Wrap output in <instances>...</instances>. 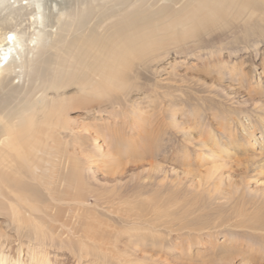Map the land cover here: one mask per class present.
Returning a JSON list of instances; mask_svg holds the SVG:
<instances>
[{
  "label": "rangeland",
  "instance_id": "obj_1",
  "mask_svg": "<svg viewBox=\"0 0 264 264\" xmlns=\"http://www.w3.org/2000/svg\"><path fill=\"white\" fill-rule=\"evenodd\" d=\"M175 1L131 0L125 13L132 19L112 9L117 16L98 29L142 50L124 74V87L103 94L89 83L46 86L36 94L34 125L42 124L47 144L34 159L38 178L46 184L54 167L61 175L49 189L24 183L46 222L44 233L18 232L0 209V257L16 264L43 257L49 264L261 261L264 246L255 232L217 225L243 204L254 213L249 205L264 202V11L248 24L246 17L204 22L181 37L186 27L177 24L198 0ZM44 5L59 28L67 4ZM58 55L48 50L52 62ZM9 83L20 90L33 84L13 75ZM0 92L2 105L7 98L14 107L24 98ZM53 105L59 111L49 120L44 111ZM48 232L57 238L54 247H43Z\"/></svg>",
  "mask_w": 264,
  "mask_h": 264
},
{
  "label": "bare ground",
  "instance_id": "obj_2",
  "mask_svg": "<svg viewBox=\"0 0 264 264\" xmlns=\"http://www.w3.org/2000/svg\"><path fill=\"white\" fill-rule=\"evenodd\" d=\"M57 1L67 4L62 10L64 21L59 28L52 21L53 10H49L44 5V0H0V89H9L13 93L12 97L14 94L24 95L14 107L7 98L3 101L5 105H2V100L0 101V209L9 216L18 232L28 228L44 233L46 226V222H40L33 197L24 188V183L26 181L31 184L37 183L49 189L57 183L61 175L54 167L55 171L49 170V175L52 177L50 181H46V184L42 183L41 176L38 178L39 170L35 160L39 157L45 139L42 136L44 135L42 124L34 125L38 114L36 94L46 86L48 89L59 90L75 84L88 83L103 94L121 89L125 86L124 74L130 70L142 53V50L131 46L128 42L118 40L119 34L116 36L105 31L98 32L107 20L117 16L110 7L101 4L107 0ZM112 1L116 2L110 0ZM197 2L193 12L185 13L177 24L186 27L181 37L199 29L204 22L214 26L220 20H223V24H228L246 17L245 23L248 24L256 11H264V0H198ZM130 3L126 7L131 6ZM97 15H99L97 22L90 28L89 24ZM16 19L20 21L15 23ZM23 19L28 23L22 28ZM53 34H56L54 42H52ZM50 48L56 49L57 54H61V57L58 55L59 60L56 63L48 56ZM54 65L59 71L51 74L50 68ZM43 68L46 69L45 72L42 71ZM11 75L14 79L28 77L33 84L22 90L17 87L11 88L9 86ZM39 79L40 83L35 87L34 83ZM17 97L14 99L17 100ZM58 108L53 105L45 110L44 114L49 120L56 118ZM44 145L47 146L46 143ZM62 157L60 151L54 155L55 161L59 164ZM255 205L249 206L255 207L256 211L248 213L249 208H245L243 204L234 215L219 222L217 226L227 225L240 231L247 230L242 231L243 233L255 232L258 236L257 241L264 246V202L260 206ZM238 218L241 219L237 220ZM232 220L235 222L229 224ZM41 240L44 241L43 247L45 245L54 247L57 238L48 232L42 235ZM64 243L63 240H59V245ZM71 247L67 244L68 250H71ZM234 252L237 254L236 251ZM247 256L249 259L253 258L251 253ZM259 257L261 261H257V264H264V252ZM16 263L4 255L0 257V264ZM36 264H49V259L43 257Z\"/></svg>",
  "mask_w": 264,
  "mask_h": 264
},
{
  "label": "water",
  "instance_id": "obj_3",
  "mask_svg": "<svg viewBox=\"0 0 264 264\" xmlns=\"http://www.w3.org/2000/svg\"><path fill=\"white\" fill-rule=\"evenodd\" d=\"M148 1V0H147ZM170 2H176L175 0H169ZM170 2H168L169 4H170ZM130 3V1H128V0H116V2H114V4L115 5H112L111 6V10L113 9V10H121L122 9V11H123V13H122V15H125V17H129V18H133V16L132 15H130V12H128V13H125L126 12V9H127V7L126 8H123L124 6H126L127 4H129ZM112 4V3H111ZM138 9H140V10H142V13L144 12V9H146V8H143L142 6H138V8H136V11L138 10ZM119 10V11H120ZM121 11V12H122ZM125 13V14H124ZM125 25H127V24H125Z\"/></svg>",
  "mask_w": 264,
  "mask_h": 264
}]
</instances>
